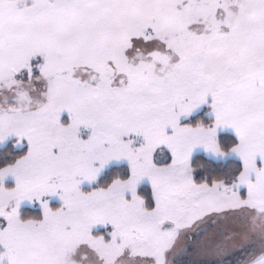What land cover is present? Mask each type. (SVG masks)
<instances>
[{"label": "snow or ice", "instance_id": "obj_1", "mask_svg": "<svg viewBox=\"0 0 264 264\" xmlns=\"http://www.w3.org/2000/svg\"><path fill=\"white\" fill-rule=\"evenodd\" d=\"M0 264H264V0H0Z\"/></svg>", "mask_w": 264, "mask_h": 264}]
</instances>
